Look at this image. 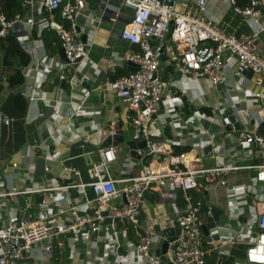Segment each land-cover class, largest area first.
<instances>
[{
    "label": "built area",
    "instance_id": "obj_1",
    "mask_svg": "<svg viewBox=\"0 0 264 264\" xmlns=\"http://www.w3.org/2000/svg\"><path fill=\"white\" fill-rule=\"evenodd\" d=\"M6 1L0 0V41L12 33L32 60L43 65V71L57 72L61 80H66V73L76 64L87 61L86 45L82 42L76 20L86 10L85 0H23V7L27 10L39 8L48 14V18H40L38 23L21 14L8 20L2 9V4ZM189 1L193 3V7L175 0H120L122 7L131 11L119 32L120 39L129 45L123 53L122 61L131 64L134 71L100 86L103 92L113 94L127 105L131 111L128 120L133 128V140L146 142L147 152L137 153L141 158L143 155L151 158L157 165L152 167L141 164L137 175L123 181L129 185L117 188V181L104 179L108 166L117 159L118 146L111 143L99 150L100 163L92 169L96 180L88 184L65 185L49 182L43 186L36 184L31 189L19 190L10 181L12 175L3 174L6 189L0 191V200L19 195L46 196L47 193L61 191L85 195V190L89 189L93 197L86 201L91 209L88 217L79 216L78 208L75 207L68 210L58 207L56 210L58 216L68 217L66 231L71 236V244H79L86 234L90 236L102 230L106 238L109 236L115 242L112 249L115 258H119L124 249L128 256L132 255L134 264H162L164 258L170 264H205L208 251L203 247L202 230L211 211L209 208L206 215L202 214V208L207 204L201 195L212 186L219 187L225 191L224 195L228 200L227 214L230 222L225 226L215 227L207 235L205 244L219 253H223V247L245 244V263L264 264V136L258 132L260 125L264 124V109L249 112L236 107L233 101L238 86L248 88V82L241 74L243 72L251 70L252 76L256 75L257 82L264 86V58L256 51V41L264 31V26L260 25L264 0H248L243 9L236 6L235 0H227L235 14L247 18L250 32L245 35L230 34L225 28L209 20L205 15L206 0ZM116 9L109 18L112 23L119 20L120 9ZM107 10L108 0H98L95 12L101 14ZM57 11L65 24L54 20V13ZM95 22L94 18L92 25ZM34 26L38 34L54 30L65 58L62 63H56L48 56L36 58V48L24 46L25 40L31 38ZM36 42L42 48L41 41ZM164 56V67L190 80H205L212 86L211 98L214 102L208 104L199 100L200 104L198 103L200 107L210 108L212 116L198 111L185 119L180 116L177 107L182 100L172 97L166 89L169 85L167 81L156 75ZM1 59L0 55V62ZM232 77L238 80L242 78V82H232ZM87 81L88 78L84 75L82 82ZM89 96L90 91L84 90L81 102L71 115L82 114L83 104ZM255 98L260 97L256 95ZM227 110L234 122L227 117ZM69 111L72 109L62 112L54 108L51 118L60 122L68 118ZM10 123L11 120L0 113V126L6 127ZM235 125L238 126L237 130ZM168 126L192 130L190 138L185 140L193 144L188 151L165 155L164 146L181 144L167 138L164 144L158 141ZM227 126L231 128L230 131H227ZM63 128L70 129L68 124L63 125ZM116 134V129L110 128L105 137L112 139ZM193 138L198 141L193 142ZM227 138L245 148L241 155L231 156L230 163L222 162V155L227 153L224 147V140ZM196 144L199 148L195 147ZM252 146H257L258 149L255 151ZM208 147L209 154L215 161L213 168L206 167L195 151H204ZM248 147H252V150ZM231 150L233 151L232 147ZM256 153L258 157L255 156ZM161 156H165L164 160H160ZM255 158L262 160V163L254 164ZM239 162L245 164L241 166ZM10 167L16 169L18 164L12 163ZM68 170L74 172V169ZM243 170L254 173L253 184H234L226 178L230 173ZM154 186L158 190L169 189L179 193L185 202L183 211L174 217L180 233L168 244L167 252L162 257L152 253L154 231L141 234L138 224L144 196ZM192 193L200 198H194ZM237 201L242 204L238 205L241 210L234 220V213L231 211L236 208ZM46 202L44 198L36 205L31 202L37 210L34 211V218L19 221L11 218L12 221L0 226V264H19L28 258L26 254L32 251L34 245L60 235L50 226L51 216ZM2 206L6 207L5 202L0 203V208ZM123 219L127 220V226L138 235L137 242L119 244L118 235L122 236L124 232L118 231L117 222ZM41 251L52 255L50 242Z\"/></svg>",
    "mask_w": 264,
    "mask_h": 264
},
{
    "label": "crops",
    "instance_id": "obj_2",
    "mask_svg": "<svg viewBox=\"0 0 264 264\" xmlns=\"http://www.w3.org/2000/svg\"><path fill=\"white\" fill-rule=\"evenodd\" d=\"M175 1L194 6L188 0ZM85 2L86 10L76 20L81 39L82 36L84 37V41H82L86 45L87 61L79 62L71 68L66 73V80H61L57 72L43 71V65L36 64L21 45L22 50L30 58V63L24 67V83L16 90L9 89L3 75L4 70L1 69L0 113L10 119L11 123L6 127L0 126V191L6 189V183L2 179L3 174H11L10 181L19 190L31 189L37 186L36 184L43 186L49 182L65 185L70 183L88 184L96 180L92 169L100 163L99 150L107 143L106 132L110 128L115 129L116 124H119L118 131L123 142H110L118 146L117 159L108 166L104 179L115 180L117 181L116 187L123 188L129 185L128 182L123 181L137 175L141 164L151 165L152 167L157 165L145 155L141 160L132 158L129 155V148L126 145L128 142H134L138 146L136 152L141 151L144 154L147 152L146 146L141 145L143 140L134 141L132 138L133 128L128 120L131 111L126 104L113 94L105 93L100 89V86L106 81H111V78L125 76L133 71V67L122 61L123 53L129 45L119 37L120 29L131 15V11L122 7L120 0H108L109 10L98 14L95 12L97 4L93 3V0H85ZM205 2L206 17L225 28L228 33L245 35L250 32L247 18L235 14L227 0H206ZM116 8L120 9L119 20L112 23L109 18L114 10H117ZM56 14L55 12L54 20L57 23L65 24L66 22H62V19L61 21L57 19ZM22 17H31L38 23L40 18H48V14L42 9L35 8L32 11L26 10ZM88 18H90V21ZM94 18L96 22L92 25ZM260 23L264 26V9ZM34 34H36V37H34ZM41 34H38L36 26H34L32 36L25 40L24 46L35 47L36 58L48 56L56 63H62L61 47L58 46L57 51L52 53L50 47H47L42 40ZM37 40L41 41L42 48L38 47ZM133 48L135 49V47ZM256 51L260 57L264 58V31L258 36ZM5 66L8 65L3 64V67ZM173 73L178 75L176 79L173 78ZM84 75L88 78L87 82H82ZM162 75L165 76V80L169 84L166 89L170 92V95L182 100L177 109L183 119L194 111L200 112L198 110L200 108L198 105L199 100H204L203 102L208 104L211 101L214 102L211 98L213 89L207 81L190 80L166 67H164ZM245 79L248 82V88L244 89L242 86H238L236 94L233 96L235 106L249 112L264 109L263 84L257 82L256 75L250 78L245 76ZM231 81L241 83L242 78L238 80L232 77ZM84 90L90 91V96L83 104L84 111L80 116H73L71 115L73 109L81 102ZM256 95H259L260 98H255ZM17 96L23 100V111L17 110ZM33 99H36V101H33ZM54 108L62 112H66L68 108H71L72 111H69L68 118L59 122L51 118ZM227 112L229 111L225 112L229 117L230 113L227 114ZM35 117L37 118L34 119ZM67 124L70 128L68 130L63 128V125ZM191 132L192 130L189 128L166 127L163 136L158 141L164 144V140L167 138L177 140L181 144L170 146L167 144L168 146H164L165 155L177 154L179 153L178 150L188 151L193 144L185 140L190 138L189 134ZM192 141L196 143L198 139L193 138ZM224 142L227 153L222 155V162L230 163L231 156L234 154L241 155L245 151V148L237 146L238 144L233 139L227 138ZM197 145L194 146L199 148V145ZM248 148L252 150V147ZM206 150L196 149L195 151L206 167L213 168L215 161L212 160L209 151ZM229 150L230 152H228ZM254 150L256 151L255 147ZM164 157L161 156L160 160H164ZM255 159L254 164L262 163V160ZM12 163H17L18 167L16 169L11 168ZM131 164L133 167H131ZM244 164V162H239L241 166ZM46 168L48 171H45ZM68 168L74 169V172L69 171ZM226 178L230 183L247 186L253 184L254 173L243 170L230 173L226 175ZM224 194L223 189L212 186L209 191H204L201 195L206 198L205 201L208 206H203L202 214L206 215L209 208L211 211V216L205 219L202 230L203 247L208 251L205 264H246L245 244L239 243L223 247V253L216 252L205 244L207 235L215 227H222L230 222L227 214L229 209L228 200ZM22 197L25 200L24 205L19 201L18 196L0 200L1 204L4 202L6 204V207L2 206L0 208V226L12 221L14 218L17 221L34 218V211L37 210L31 202L36 205L37 195H22ZM92 197L89 189L85 190V195L80 192L61 191L47 193L46 196H42V200L44 198L47 201L46 208L51 216L50 226L53 227L54 232L60 233V235L51 238L47 242L44 241L34 245L32 251L26 254L28 258H25L19 264H134L132 255L128 256L129 254L124 249L121 250L119 258L112 255L115 242L109 236L106 238L102 230L90 236L86 234L79 244L69 242L71 236L66 231V227L69 225L68 217L66 215L58 216L56 213L57 208L61 207L64 210L73 207L78 208L79 216L86 218L91 214V209L86 201H90ZM241 204L240 201H237L236 208L231 211V213H234L232 216L234 220H236L235 217L241 210L238 208V205ZM184 207L185 202L180 194L169 189L158 190L154 186L146 192L138 224L141 234L151 230L154 231L152 253L155 256H157L156 251L161 247L164 239L163 234L166 230H168V233L170 232L169 235L175 234L177 226L174 217L183 211ZM117 229L124 232L122 241L118 240L119 244L137 242L138 235L136 233H133L130 239L127 237L129 227L125 226L123 221L117 222ZM49 242L52 246V255H46L41 251L42 247ZM167 262L164 258L162 264H168Z\"/></svg>",
    "mask_w": 264,
    "mask_h": 264
},
{
    "label": "trees",
    "instance_id": "obj_3",
    "mask_svg": "<svg viewBox=\"0 0 264 264\" xmlns=\"http://www.w3.org/2000/svg\"><path fill=\"white\" fill-rule=\"evenodd\" d=\"M235 1H236V6L241 9L245 8L246 5L248 4V0H235ZM97 2L98 0H93V3L97 4ZM2 9L8 20H11L17 14L22 15L27 10L26 8L23 7V0H7L2 4ZM56 13H57L56 14L57 19H60L61 21L59 11H57ZM34 37H36V34H34ZM41 38L44 41V43H46V46L50 47L52 53H55L57 51L58 46L60 45L54 30L50 29L43 31L41 34ZM0 55L1 57L6 58L7 63L10 64V66L8 65L3 67V63L0 62V70L1 69L4 70L3 75L5 76V81L8 84V88L11 90H16L24 83V76H23L24 67H26L30 63V58L22 50L18 42V39L12 33H9L5 38H3L0 41ZM120 77L123 76L113 77L111 78V81H115ZM1 88L2 86L0 85V89ZM22 105H23V100L21 99V97L17 96L16 97L17 110L23 111ZM198 110H200V112L202 113L212 116V111L210 108L200 107ZM258 132L259 134L264 136V124L262 126L260 125ZM182 151L178 150L179 153ZM191 196H193L196 199L200 198L199 196L193 193ZM203 198L204 200L206 199L205 197ZM133 233H134L133 230L129 228L127 230V237L130 239Z\"/></svg>",
    "mask_w": 264,
    "mask_h": 264
},
{
    "label": "water",
    "instance_id": "obj_4",
    "mask_svg": "<svg viewBox=\"0 0 264 264\" xmlns=\"http://www.w3.org/2000/svg\"><path fill=\"white\" fill-rule=\"evenodd\" d=\"M82 40L84 41V37L82 36ZM82 41V42H83ZM84 43V42H83ZM60 56H61V58L63 59V61L65 60V58H64V55H63V50L61 49L60 50ZM166 60V57L164 56L163 58H162V63H161V65H160V67H159V70L157 71V73H156V75L158 76V77H161L162 79H163V81H166L165 80V76H163L162 74H163V69H164V64H163V62ZM80 60H77V62H79ZM1 62L4 64V65H10V64H8L7 63V60H6V58H2L1 59ZM127 65H130L131 67H133L131 64H127ZM133 71H134V67H133V69H132ZM0 72H2V70H0ZM241 74H243L244 76H247L248 78H250V77H252V75H253V73H252V71L251 70H249V71H247V72H243V73H241ZM64 83V82H63ZM230 112H227V114H229ZM229 119H230V121L231 122H234V120H233V118L231 117V116H229ZM115 129H117V135L115 136V137H113L112 139H110V138H107V143H105L104 144V147H106V146H108V145H110L111 143V141H113V142H116V143H122L123 142V140H122V138L120 137V133H119V124H116V126H115ZM227 131H230L231 130V128L229 127V126H227ZM235 129L237 130L238 129V126L237 125H235ZM250 129H251V127H250ZM127 146H128V148H129V155L132 157V158H136V159H139V160H141V157L137 154V152H136V148L138 147L134 142H128L127 144H126ZM142 146H146V142L145 141H143V143L141 144ZM252 147H255V149L257 150L258 148H257V146H252ZM206 151H210V148L208 147L207 148V150ZM256 156L258 157V153H256ZM64 175H66V174H64ZM18 199H19V201L24 205V203H25V200H24V198L22 197V196H18ZM41 200H42V195H37V204L38 203H40L41 202ZM123 221V223H124V225L126 226L127 225V220L126 219H123L122 220ZM126 228V227H125ZM180 233V230L177 228V230H176V232H175V234H173V235H169L170 234V232L168 233V230H166V232H165V234H163V237H164V239L162 240V244H161V247H160V249H158L157 251H156V255L158 256V257H161V256H164L165 254H166V252H167V249H168V244H170V243H172L175 239H176V237H177V235ZM118 239L120 240V241H122L121 239H122V236H121V234H119L118 235ZM168 264H170V262H167Z\"/></svg>",
    "mask_w": 264,
    "mask_h": 264
},
{
    "label": "rangeland",
    "instance_id": "obj_5",
    "mask_svg": "<svg viewBox=\"0 0 264 264\" xmlns=\"http://www.w3.org/2000/svg\"><path fill=\"white\" fill-rule=\"evenodd\" d=\"M173 75H174L173 78H175V79L178 77V75H176V73H173ZM217 119L219 120V117Z\"/></svg>",
    "mask_w": 264,
    "mask_h": 264
}]
</instances>
